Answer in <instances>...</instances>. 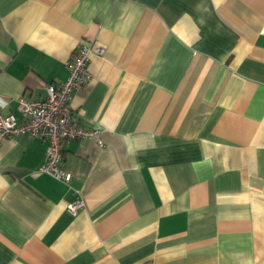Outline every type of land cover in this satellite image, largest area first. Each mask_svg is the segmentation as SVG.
Returning <instances> with one entry per match:
<instances>
[{
    "label": "crops",
    "instance_id": "0c3cea01",
    "mask_svg": "<svg viewBox=\"0 0 264 264\" xmlns=\"http://www.w3.org/2000/svg\"><path fill=\"white\" fill-rule=\"evenodd\" d=\"M96 138L0 143V264H264V0H0V110L68 76ZM80 200L72 212L67 203Z\"/></svg>",
    "mask_w": 264,
    "mask_h": 264
},
{
    "label": "built area",
    "instance_id": "2783aa9c",
    "mask_svg": "<svg viewBox=\"0 0 264 264\" xmlns=\"http://www.w3.org/2000/svg\"><path fill=\"white\" fill-rule=\"evenodd\" d=\"M91 53H103V47L93 42H79L69 59L68 76L58 83L46 84V95L41 98L20 97L18 109L21 118L0 110V143L6 136L26 133L38 136L47 142L45 158L40 167L56 178L68 181L72 172L62 165V145L69 138H96L99 129L87 128L72 115L69 98L74 90L86 85L92 78L88 70ZM82 205L80 200L67 203L66 208L74 212ZM148 264V263H142Z\"/></svg>",
    "mask_w": 264,
    "mask_h": 264
}]
</instances>
